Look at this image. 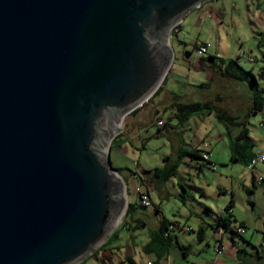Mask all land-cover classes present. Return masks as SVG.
<instances>
[{"label": "water", "instance_id": "95a60500", "mask_svg": "<svg viewBox=\"0 0 264 264\" xmlns=\"http://www.w3.org/2000/svg\"><path fill=\"white\" fill-rule=\"evenodd\" d=\"M204 1L0 0V264H78L115 230L116 122L160 86L170 30Z\"/></svg>", "mask_w": 264, "mask_h": 264}, {"label": "rangeland", "instance_id": "374dc122", "mask_svg": "<svg viewBox=\"0 0 264 264\" xmlns=\"http://www.w3.org/2000/svg\"><path fill=\"white\" fill-rule=\"evenodd\" d=\"M177 28V33H174L175 29H172L168 36V42L173 49V58L169 70L167 71L166 81L164 85L161 86V89L163 88V90L151 96L146 102L139 106V111L136 114H134L135 112L133 114H126L121 119V126L114 132L110 142H112L118 134L125 132L127 126L126 123L130 121L132 117L138 116L136 119L139 117L142 119L139 120L138 123H146V120H143L146 118L147 112H152V109L153 111L159 110L162 120L167 121L168 115H172V110L161 111V109L163 106H169L170 102L174 101L173 99H176V96L173 94L177 93L182 95L185 93L186 96L196 95L193 97L195 99L201 95L203 90H206L205 88L207 86L205 85L211 83L212 86L208 89V95L206 94L205 97L211 98L210 96H213V93L219 92L222 94L223 99L220 103H215H219L221 105L220 107L227 109L231 114L239 113L241 118L246 116V127L253 142L252 151L255 153L259 151L264 152V109L258 112L249 110L251 107V97L248 86L245 84L239 85L233 80L220 79L218 75L214 76L210 73V69H206L205 67L199 68L197 63L195 64V57L198 56L195 49L191 52L189 57H184V51L186 49H191L194 45L205 43L207 44V53L205 56L208 54H214L225 60L236 59L240 66L245 70L250 69L252 66L251 70H253L258 79V89L261 94L264 95V73L262 75L258 73L259 65H264V62H261V51L264 50V0H205L201 5L188 11L177 24ZM248 55H250V59L247 58ZM254 57L260 60L255 61L253 59ZM187 60H190V63ZM210 74H212V78L210 77L209 80L208 76ZM246 87L247 90H245ZM166 90H173V94H169ZM171 122L174 123L173 120L168 121L169 124ZM214 123L216 124L215 126L218 127L219 133L216 131L214 133L215 137L206 135L204 140V143H217L215 145L213 144L214 149L212 153V148L210 150L207 146L205 149L199 147L200 150L204 149L208 154H212L211 166H209V168L204 167L203 171L199 174L205 187L204 196L200 197L199 191H195L190 187L192 185L196 187L202 186V184L200 185L194 181L191 173L186 174L181 170V173H178L177 178L186 186L187 190L192 191L195 195V200L189 196L190 202L186 201V204H192L194 208H197L200 206L197 201L202 202L204 206H206L202 208L204 209V212L202 213L203 216H207L206 213L210 214V212H208L209 208L213 210V214L209 216L214 217H217L218 212H221L223 209L224 198L226 196H219L218 188L214 187L215 182L217 181L220 184H224L228 188H230V182H232L234 196H231V194L228 193L227 198L233 197L235 200L233 213L238 220H244L246 223L245 226H247L241 236L235 235L232 232V230H235L237 227L236 223L231 222L230 227L228 225V233L232 234L236 238V242L240 244L231 245L232 250L235 252L236 248L244 246L246 250L255 253L257 250H261L260 240L262 234L257 233L254 228L262 229V217L261 214L257 215V217H252L251 206L248 200L254 199L257 207L259 209H264V187L260 184L257 186L251 184L249 187L250 191H247V183L246 186L240 184L244 175L248 173V170L245 169L244 165L240 162L232 161L229 157L228 147L223 145V143H228V134L226 133L228 128L226 129L223 124L217 122ZM158 131L157 126L151 125L148 132H143V135L148 137L144 149H132L128 153H125L122 148L119 149L117 148L118 146L116 147L115 142H113L112 145L110 143L109 159L112 167L114 168V166L121 165L122 167H126L127 172L137 170V173L141 174L139 171L140 166H144V168L147 169L148 167L153 168L161 164L162 154L164 152L169 154L170 147L166 135L161 133L157 134ZM236 131L237 130H235L233 134H235ZM189 136V131L184 132V143L192 141ZM133 143H135V141H133ZM192 149L194 150V148ZM216 157H218V160ZM136 161L139 163L138 167L135 164ZM256 168L264 174V164H257ZM122 172L123 171H120L121 174ZM120 173L119 175L121 176ZM249 176L248 173V179ZM137 182L139 183L140 180L138 179ZM142 183L148 184V179H143ZM126 186L127 184L124 182L125 205L127 206L128 202L138 203L139 199L137 197L138 195H136L137 192L135 190V185L128 183V187ZM166 187L170 190V194H173V189L170 188V184H166ZM150 188L152 191L149 192V199L155 204L158 202L159 197L158 194L154 192L155 188ZM174 189L178 190L181 189V187L176 185ZM178 205L182 208L179 209V212H181V215H184L186 210L184 207L180 206L181 203L178 198H173L169 195L167 204L164 205V212L168 218L174 219L176 216V218L183 221L185 220V217H179V213H177L178 210L176 208ZM125 210L116 228L123 220H125ZM135 210V216L150 215L147 211L154 213L153 205H149V207L137 205L135 206ZM131 212L133 211L130 210L128 213ZM222 214V216H224L226 213ZM145 219L146 218H144V220ZM254 219H256V221ZM195 220L196 218L192 217L187 221L193 224L194 229L197 227V222ZM227 221L229 222V219ZM148 224L151 226V223ZM118 232L122 244L127 245V242H129L127 235L129 231L125 228H118ZM143 238L144 234H137L134 239V245L139 246L142 244L141 242H143ZM210 243L212 245L211 240ZM128 246L131 247L130 244H128ZM213 246L215 257L216 254L220 253L217 250V246L219 247V245L213 243ZM131 251H136L137 253L138 249L131 247ZM194 256L195 255H189L186 264H190L191 260L194 259ZM231 257V260L228 258L226 259V264H232L235 262L236 257L233 255ZM238 257H240V254H238ZM88 259L89 260L87 261H90V257ZM236 261L239 264L237 259Z\"/></svg>", "mask_w": 264, "mask_h": 264}, {"label": "crops", "instance_id": "0c3cea01", "mask_svg": "<svg viewBox=\"0 0 264 264\" xmlns=\"http://www.w3.org/2000/svg\"><path fill=\"white\" fill-rule=\"evenodd\" d=\"M261 62H264V50L261 51ZM247 58L250 59L247 56ZM263 58V59H262ZM252 59V58H251ZM255 61H259L256 57L253 58ZM263 60V61H262ZM261 65H259L260 67ZM264 68V65L261 66ZM252 69V66L250 67ZM211 73V72H210ZM217 75V74H216ZM214 75V76H216ZM209 80L211 77V74L208 76ZM221 79V77L219 76ZM225 80V78H222ZM166 81V80H165ZM239 85H243L245 83H241L238 81ZM165 83V82H164ZM164 85V84H163ZM246 85V84H245ZM244 85V86H245ZM207 86L205 91L201 93L197 98H193L195 96H186L185 93L180 94H173V90H166L169 94H173L176 96V99L180 101H186V100H214L215 102L222 101V94L219 92H215L210 96L211 98H206V94L208 95V89H210L212 86L211 83L206 84ZM163 88L161 89V91ZM165 90V89H164ZM247 90V87L246 89ZM218 98H222L221 100H218ZM175 101V99H173ZM170 102L169 106H163L161 111L166 110H172L170 108L171 104L174 102ZM219 103H214L217 105V107L221 106ZM223 108V107H221ZM226 112H228L232 116H239V113L237 114H231L227 109L223 108ZM139 111V109L136 110L134 114H136ZM155 112V113H154ZM158 112V113H157ZM160 111L156 110L152 112H147L146 118L143 120H146V123L140 124L138 123L139 120H142L140 117L136 119L137 117H132L130 121L126 123V129L125 132L122 134H118L115 138V140H118V143H115L117 148H122L125 153H128L130 150H139L144 149L146 146V140L148 137H145L143 135V132H148L149 127L151 125L157 126V129L159 125L157 124V120H162V117L160 116ZM173 114V111H171ZM130 114H133L130 113ZM142 116V115H141ZM170 116V115H168ZM174 123H170L169 127L162 129L161 131H158L157 134H165L169 141V147H170V153L167 154L164 152L162 154V163L155 166V167H166V168H172L174 165V171L172 176H170L167 180L162 179L163 177H154L152 173V169L155 168H147L145 169L144 166H140L139 171L141 174H138L137 170H131L130 172H127L126 167H122L121 165L114 166L115 169H121L120 171H123L121 176L126 180V184L128 187V183H131L132 185H135V190L137 188H140L142 191H147L148 195L149 192L152 191L150 187L155 188V191L158 194V202L153 204L152 200H150V206L153 205V212L147 211V213H150V215H143V216H135L134 212L128 213L126 215L125 220L123 223H121L116 230V235L111 237L102 247L101 250H98L97 253L90 257V261L85 260L83 264H186L188 262V256L189 255H195L194 259L191 260L190 264H226V259H232V255L235 258V262L232 264H238L236 259L239 261V264H263L262 259L259 260L254 255L258 253L259 251H256L255 253L253 251H248L244 246H240V248H236V251L234 252L232 250L231 245H240L238 242H236V238L228 233V230L223 228L222 223H220V218H224L226 220L227 218V212L224 211V207L228 202L230 201L231 207L229 208V212L232 214V222L238 223L243 222L245 225V221L240 219L238 220L236 216L234 215V204L235 200L233 197L227 198V194L230 193L231 196H234L233 191V184L230 182V188L225 186L224 184H220L219 182H215L214 187L218 188L219 196H225L224 198V205L221 212H218L217 217L209 216L213 214V210L209 209L208 212L210 214L206 213L207 216H203L204 212V204L202 202L197 201L199 203V207L194 208L191 205H187V202L190 198L195 200V195L192 191L187 190L186 186L179 181L177 178L178 173H181V170L189 174L191 173L194 181L198 184H202L201 187H196L194 185L190 186L193 190H197L200 193V197L204 196V185L202 182V178L199 176V174L203 171V168H209L212 164V151L214 149V145L217 143H208L207 147L211 150V153L208 154L207 151L204 149L206 146L204 145V140L206 135L215 137V132L218 131V127L215 126L216 124L214 122H217L219 124H223L224 127L227 129L226 124L220 121L214 112H198L193 115H191L186 121H184L182 124L178 123L176 119H172ZM171 120V121H172ZM170 128V129H169ZM233 129L232 131H234ZM189 131L190 133V141L189 143L183 142V134L184 132ZM227 133V131H226ZM227 135V134H225ZM198 136V137H196ZM200 139V140H199ZM135 141V143H133ZM120 142V143H119ZM228 143H223L224 146H227L229 149V157L231 158V149L230 144L227 139ZM214 144V145H213ZM220 144V143H219ZM199 147H203L204 149H199ZM194 148V150L192 149ZM209 150V151H210ZM201 151V152H200ZM207 153L208 155V162H205L200 157H194V155H202V153ZM263 152V151H259ZM264 153V152H263ZM217 154V153H216ZM218 160V157H216ZM215 163V162H213ZM136 166H139L138 161L135 162ZM261 164V163H259ZM246 169V166H244ZM257 165L255 166V172L262 176L263 181L260 185H263L264 187V174L262 171H259L257 168ZM146 171V172H145ZM249 173V179L247 178V174ZM246 175L242 178V182H240L241 185L246 186L247 183V191H250L249 187L251 184L254 186H257L259 184L255 183V180L252 177V173L248 171ZM138 175L140 176L138 178ZM147 178L148 179V185L147 183H142V180ZM140 180L138 183L137 180ZM129 181V182H128ZM223 183V182H222ZM166 184H170V188H172V193L170 194V190L166 187ZM178 185L181 187V189L175 190V186ZM255 191V190H254ZM264 191V190H263ZM137 192V191H136ZM137 195V194H136ZM171 195L173 198H178L179 202L181 203V207H184L186 210V213L184 215H181V212H179V209H182L179 207L176 208L178 211L177 213L179 217H185V220H179L178 218L171 219L166 216V213L164 212V205L167 204L168 196ZM138 197V196H137ZM250 202L251 211H252V217L261 214V221H262V229L260 228H254L256 229L257 233H261L264 231V209H259L257 207L256 201L254 199L248 200ZM136 204L135 202H131ZM149 207V206H148ZM202 209V210H201ZM222 213H226L224 216H222ZM192 217L196 218L197 227L194 229L193 224L191 222H187ZM144 218H146L144 220ZM165 219V224L169 226L170 224H173V229L171 235L176 236V239L178 242L185 247H188L186 250V254L184 255L180 248H178L176 245H171L168 250L165 251L163 255L158 256L154 252H147L144 250V246L149 242L150 240V232L155 231L159 224L161 223V220ZM256 221V219H254ZM228 222V221H227ZM148 223H151V226H149ZM231 222L229 223V225ZM190 227L189 231H186L184 227ZM247 227V226H246ZM257 227V226H256ZM118 228H125L128 230V238L129 242H127V245L122 244L121 237L118 232ZM198 232H202V234L197 235ZM137 234H144L143 242L139 246L134 245V239L136 238ZM210 240L212 241V245L210 243ZM248 241V240H247ZM262 241V236L261 240ZM219 242V243H218ZM213 243L223 246V248L219 251L220 253L216 254L214 257V246ZM249 243V241H248ZM128 244L131 245V247L137 248L138 251H131V247L128 246ZM261 245V242H260ZM237 249H243L242 252H237ZM238 254H240V257H238ZM89 262V263H88Z\"/></svg>", "mask_w": 264, "mask_h": 264}, {"label": "trees", "instance_id": "16d2710c", "mask_svg": "<svg viewBox=\"0 0 264 264\" xmlns=\"http://www.w3.org/2000/svg\"><path fill=\"white\" fill-rule=\"evenodd\" d=\"M178 30L174 33H177ZM205 44V43H201ZM197 47V45H194L191 47V49H186L184 52V57H189L191 52ZM249 57V55H248ZM195 64L197 63V66L205 67L206 69H210L211 73L213 75H218L221 78H225L227 80H233L238 81L241 83H245L246 86H248V90L250 91V100H251V107L250 111L258 112L264 109V95L261 94V92L258 89V79L253 70L247 69L245 70L240 66L238 61L236 59H230L225 60L219 56H216L214 54H208L207 56H196L195 57ZM190 63V60H187ZM258 73L262 75L264 73V68L261 66L258 68ZM211 74V78H212ZM167 78V74L165 75L161 85L157 88V90L154 92L153 95L157 94L159 91H161V86L164 84L165 80ZM152 95V96H153ZM222 99V98H221ZM218 98V100H221ZM214 100H184L180 101L178 99H175V101L171 104L170 108H172L173 114L171 116H168L167 121H162V124L158 127V130L161 131L162 129L169 127L168 121L172 119H176L178 123L182 124L184 121H186L191 115L198 113V112H214L217 118L226 124V127L228 128L227 134H228V141L230 144L231 149V160L240 162L244 166H246L251 159V157L255 154V152L252 151L253 142L251 137L248 134V129L246 127V116L240 117V116H232L223 108L217 107L216 104H214ZM139 107L132 110L130 113L136 112V110ZM158 119L157 121H159ZM232 127V128H231ZM233 129L237 130L235 134H233ZM118 140H113L111 142V145L113 142L118 143ZM120 143V142H119ZM201 152V151H200ZM194 157H200L203 159L200 155H192ZM205 162H208L207 160H204ZM210 163V162H208ZM174 165L172 168H166V167H155L152 169V173L154 177H163L162 179L167 180L170 176H172L174 171ZM118 173H120V168L116 169ZM146 172V171H145ZM140 176L138 175V178ZM124 182L126 180L123 178ZM131 203L128 202L126 206L125 213L126 215L130 210H133L135 206H143L140 201L137 203L135 202ZM145 207V206H144ZM231 207L230 201L228 204L225 205L224 211L227 212V218L226 220L224 218H220V223H222L223 228L227 229L230 227L229 223L232 222L231 212H229V208ZM229 219V222L227 220ZM124 221V220H123ZM122 221V223H123ZM165 219L161 220V223L159 224V227L155 231L150 232V240L149 242L144 246V250L147 252H154L158 256L163 255L166 250L171 245H176L178 248L181 249L182 253L185 255L186 250L188 247H185L184 245L180 244L178 240L176 239V236H172L170 232H172L173 224H170L167 226L165 224ZM229 225V227H228ZM237 227L235 230H232V232L235 235H241L242 233L238 232L237 228L241 227L243 229L246 228L245 224L243 222L236 223ZM187 227V226H186ZM185 229V227H184ZM117 228L109 235V237L99 246L97 247L94 252L86 257L84 260L79 262L78 264H83L85 260H87L89 257L94 256L98 250H101L103 245L114 235H116ZM190 229L186 230L189 231ZM202 234V232H198L197 235ZM262 234V241H261V250L258 253L254 255L257 259L263 261V249H264V231L261 232ZM243 249H237V252H242ZM262 264V263H261Z\"/></svg>", "mask_w": 264, "mask_h": 264}, {"label": "built area", "instance_id": "2783aa9c", "mask_svg": "<svg viewBox=\"0 0 264 264\" xmlns=\"http://www.w3.org/2000/svg\"><path fill=\"white\" fill-rule=\"evenodd\" d=\"M172 29H175L174 32H176L178 29L177 28V24H175ZM171 29V30H172ZM170 30V31H171ZM196 50V54L198 56H202V55H205L207 53V44H200V45H197V47L195 48ZM157 124L160 126L162 124V121L159 120L157 121ZM205 146L208 145V143H204ZM201 157L203 158V160H207L208 159V155L207 153H202ZM264 164V153L263 152H256L252 157L251 159L249 160L248 164L246 165V169L252 173V177L253 179L255 180V182L257 184H261L262 181H263V178L261 175L257 174L255 172V166L257 164ZM137 195H138V199L140 201V203L143 205V206H149L150 205V199H149V195H148V192L146 191H142L140 190V188H137ZM190 229V227H185V230H188ZM238 232L240 233H243L244 232V229L241 228V227H238L237 228ZM223 248V246H217V250L220 251L221 249Z\"/></svg>", "mask_w": 264, "mask_h": 264}, {"label": "bare ground", "instance_id": "6f19581e", "mask_svg": "<svg viewBox=\"0 0 264 264\" xmlns=\"http://www.w3.org/2000/svg\"><path fill=\"white\" fill-rule=\"evenodd\" d=\"M116 126H117V128L121 126V123H120V121H117V122H116ZM103 150L105 151V150H106V147H105V148H103ZM124 197H125V195H124ZM121 217H122V213H120V214H119V216H118V218H117V221H116V222H119V221L121 220Z\"/></svg>", "mask_w": 264, "mask_h": 264}, {"label": "flooded vegetation", "instance_id": "af4514ba", "mask_svg": "<svg viewBox=\"0 0 264 264\" xmlns=\"http://www.w3.org/2000/svg\"><path fill=\"white\" fill-rule=\"evenodd\" d=\"M256 183V182H255Z\"/></svg>", "mask_w": 264, "mask_h": 264}]
</instances>
